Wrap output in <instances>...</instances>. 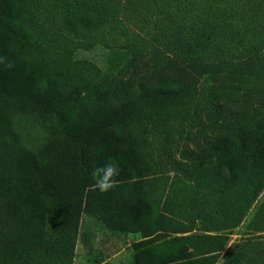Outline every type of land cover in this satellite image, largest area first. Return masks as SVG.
<instances>
[{
	"label": "trees",
	"instance_id": "obj_1",
	"mask_svg": "<svg viewBox=\"0 0 264 264\" xmlns=\"http://www.w3.org/2000/svg\"><path fill=\"white\" fill-rule=\"evenodd\" d=\"M0 56V264H74L85 215L135 264L219 262L264 192V0H0ZM247 229L222 264H264V198Z\"/></svg>",
	"mask_w": 264,
	"mask_h": 264
},
{
	"label": "rangeland",
	"instance_id": "obj_2",
	"mask_svg": "<svg viewBox=\"0 0 264 264\" xmlns=\"http://www.w3.org/2000/svg\"><path fill=\"white\" fill-rule=\"evenodd\" d=\"M234 1V0H233ZM127 50L120 48H109L104 45H96L89 50H81L79 57L88 58L98 63L104 71H114L125 61ZM18 131L21 133L25 143L37 149L42 142L45 131L34 124L31 118H24L18 122ZM197 129L194 130L196 132ZM192 147V142H189ZM264 198V192L256 204L251 208L243 223L233 229L229 235V245L221 253L218 263L222 264L229 246L246 236L247 224L256 212L259 204ZM141 239L140 234L114 233L106 229L95 218L84 216L81 225V235L77 244L75 264H97L99 258H103L100 264H135L134 249L135 242ZM117 253L113 261H109L112 253Z\"/></svg>",
	"mask_w": 264,
	"mask_h": 264
},
{
	"label": "clouds",
	"instance_id": "obj_3",
	"mask_svg": "<svg viewBox=\"0 0 264 264\" xmlns=\"http://www.w3.org/2000/svg\"><path fill=\"white\" fill-rule=\"evenodd\" d=\"M0 64H3L5 69L14 67V63L9 61L7 57L0 56ZM120 173L118 164L114 160H110L103 166L94 167L91 173L95 181L94 187L101 192H108L117 186L115 177Z\"/></svg>",
	"mask_w": 264,
	"mask_h": 264
},
{
	"label": "crops",
	"instance_id": "obj_4",
	"mask_svg": "<svg viewBox=\"0 0 264 264\" xmlns=\"http://www.w3.org/2000/svg\"><path fill=\"white\" fill-rule=\"evenodd\" d=\"M112 256L111 257H109V259H107V260H109V261H113V259H115L116 257H117V253H115V252H113L112 254H111ZM76 259V258H75ZM75 264V263H74Z\"/></svg>",
	"mask_w": 264,
	"mask_h": 264
}]
</instances>
